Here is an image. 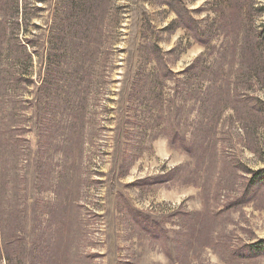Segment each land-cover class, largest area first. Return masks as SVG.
<instances>
[{"label":"rangeland","instance_id":"374dc122","mask_svg":"<svg viewBox=\"0 0 264 264\" xmlns=\"http://www.w3.org/2000/svg\"><path fill=\"white\" fill-rule=\"evenodd\" d=\"M0 264H264V0H0Z\"/></svg>","mask_w":264,"mask_h":264},{"label":"trees","instance_id":"16d2710c","mask_svg":"<svg viewBox=\"0 0 264 264\" xmlns=\"http://www.w3.org/2000/svg\"><path fill=\"white\" fill-rule=\"evenodd\" d=\"M28 57H32V55L30 53H28Z\"/></svg>","mask_w":264,"mask_h":264}]
</instances>
